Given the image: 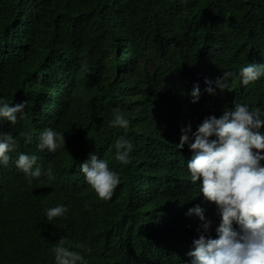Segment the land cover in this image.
Returning <instances> with one entry per match:
<instances>
[{
    "label": "trees",
    "instance_id": "trees-1",
    "mask_svg": "<svg viewBox=\"0 0 264 264\" xmlns=\"http://www.w3.org/2000/svg\"><path fill=\"white\" fill-rule=\"evenodd\" d=\"M257 55L264 0H0V99L26 103L15 124L0 118V136L17 141L0 161V264H55L61 239L77 264H179L202 183L170 182L195 154L191 131L179 148L182 129L247 97L238 72ZM225 71L231 91L217 84ZM196 86L204 94L193 102ZM117 115L127 129L112 125ZM47 129L64 133L56 152L39 148ZM121 138L127 164L116 159ZM20 154L37 157L40 177L17 167ZM91 154L120 177L108 202L80 174ZM58 205L67 212L48 221Z\"/></svg>",
    "mask_w": 264,
    "mask_h": 264
},
{
    "label": "clouds",
    "instance_id": "clouds-1",
    "mask_svg": "<svg viewBox=\"0 0 264 264\" xmlns=\"http://www.w3.org/2000/svg\"><path fill=\"white\" fill-rule=\"evenodd\" d=\"M238 72L240 85L248 87L250 94L244 98H236L233 109L227 110L222 117L214 113V109L199 120L192 129H182L179 148L189 143L193 135L194 142L189 147L194 151L193 158H187L183 170L172 174L170 182L175 185L179 179L182 184L197 188L196 182L201 181V194L191 204L194 212V224L184 239L183 260L179 264H264V56L257 55L251 62L243 64ZM233 73L225 71L217 84L221 90L231 91L228 81ZM209 85L211 81L207 82ZM207 93L215 92L208 87ZM199 86L192 92L197 102L201 98ZM46 94V91H45ZM47 98V97H46ZM26 103L10 106L5 99H0V118H7L15 124L17 113H23ZM222 111V108L217 109ZM113 126L127 129L129 121L117 115L112 121ZM20 136L31 141L29 132H21ZM215 139H212V137ZM17 141L11 135L0 136V161L7 164L8 153L13 150ZM40 149L51 152L65 145L64 133L51 129L43 130L38 139ZM116 159L124 164L129 162L131 144L121 138L116 142ZM37 157L20 154L16 165L32 177H40L41 170L33 166ZM80 174L86 176L89 185L102 201H110L115 196L120 177L111 171L107 162L95 154L90 160L82 163ZM189 169L190 173H187ZM185 173L191 175L185 180ZM49 176L51 172L49 170ZM196 189H193V194ZM217 206L221 222L215 235L210 236L211 221L205 222V215H215ZM187 210V209H186ZM47 220L65 215L64 206L48 208ZM199 221V223H198ZM218 222V221H217ZM234 222L239 227L234 228ZM219 223V222H218ZM216 234V233H215ZM64 239L52 248L55 264H77L83 257L65 247Z\"/></svg>",
    "mask_w": 264,
    "mask_h": 264
},
{
    "label": "bare ground",
    "instance_id": "bare-ground-1",
    "mask_svg": "<svg viewBox=\"0 0 264 264\" xmlns=\"http://www.w3.org/2000/svg\"><path fill=\"white\" fill-rule=\"evenodd\" d=\"M215 238H217V235L215 236Z\"/></svg>",
    "mask_w": 264,
    "mask_h": 264
}]
</instances>
